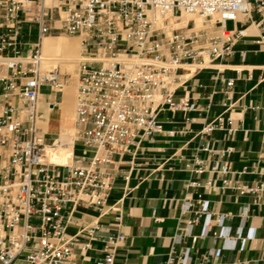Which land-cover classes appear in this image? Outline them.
<instances>
[{
    "label": "built area",
    "instance_id": "2783aa9c",
    "mask_svg": "<svg viewBox=\"0 0 264 264\" xmlns=\"http://www.w3.org/2000/svg\"><path fill=\"white\" fill-rule=\"evenodd\" d=\"M46 1L0 0V264H73V248L90 249L98 218L115 209L106 201L122 159L163 131L158 114L165 105L193 108L188 98L172 101L182 79L178 71L203 69L233 53L248 29L264 44V0ZM187 15L201 25L193 18L183 24ZM237 21L243 28L226 27ZM24 23L35 25L34 43L21 39ZM53 33L79 37L81 45L72 154L65 164L50 160L56 138L39 127L40 88L60 91L67 85L59 67L42 68L41 40ZM217 124L222 126L220 117ZM227 172L224 164L220 173ZM222 185L264 196V178L256 187L233 186L226 177ZM80 207L94 209L97 219L68 235ZM206 208L201 203V211ZM195 222L187 221L185 235ZM124 238L110 236L94 264H113ZM165 264H175L173 252Z\"/></svg>",
    "mask_w": 264,
    "mask_h": 264
},
{
    "label": "crops",
    "instance_id": "0c3cea01",
    "mask_svg": "<svg viewBox=\"0 0 264 264\" xmlns=\"http://www.w3.org/2000/svg\"><path fill=\"white\" fill-rule=\"evenodd\" d=\"M231 23L230 29L243 28L239 21ZM256 40V31L248 29L234 42L233 53L203 69L178 71L182 79L172 101L188 98L193 108L165 105L158 114L163 131L143 139L133 155L122 159L106 201L115 209L98 218L90 249L73 248V264H94L104 255L105 241L116 234L125 238L113 264H165L172 252L175 264H264V196L222 185L226 177L233 186L256 187L264 178V44ZM39 92L40 130L58 137L60 120L49 131L42 128L51 108H61L63 92L46 86ZM208 125L216 126L205 132ZM216 164L217 171H211ZM224 164L226 174L220 173ZM201 203H207L205 211ZM73 216L68 235L98 214L80 207Z\"/></svg>",
    "mask_w": 264,
    "mask_h": 264
},
{
    "label": "bare ground",
    "instance_id": "6f19581e",
    "mask_svg": "<svg viewBox=\"0 0 264 264\" xmlns=\"http://www.w3.org/2000/svg\"><path fill=\"white\" fill-rule=\"evenodd\" d=\"M52 3L53 2L51 0L46 1V4L48 5ZM189 18H193L197 26L201 25V20L196 16H192V15L182 16V23L184 24ZM69 49H75L76 53L71 54L66 52ZM80 49H81L80 41L75 40V38L70 39L64 36L62 37L44 36L40 44V53L43 59L42 68L49 69L50 66H52V68L57 66L60 67L61 70H66L67 72H69L67 70L68 67V69L73 73V68L77 65V62L81 57ZM45 65L48 66L49 68L46 67ZM184 67L192 68L191 66H184ZM71 72L69 73L71 74ZM76 78L77 76L74 77V82L72 83V85H74L73 86L74 90H75ZM59 92H63L62 102L60 101L61 108L59 110H56L54 107L55 105L51 108V114H50L51 118L49 119L48 122L43 123L42 129L49 131V129H51V127L53 126L52 122L60 120V123L57 125V132L59 133V136L56 137L57 146L49 154V158L54 163L65 164L69 162V158L71 157L72 154L75 98L73 99L71 86L65 85Z\"/></svg>",
    "mask_w": 264,
    "mask_h": 264
},
{
    "label": "rangeland",
    "instance_id": "374dc122",
    "mask_svg": "<svg viewBox=\"0 0 264 264\" xmlns=\"http://www.w3.org/2000/svg\"><path fill=\"white\" fill-rule=\"evenodd\" d=\"M226 27L228 29H230L232 27V23L231 22H228L226 24ZM22 34H23V37L21 39L23 41L28 42V43L31 42V41H33L35 39V36H36V28H35V25L34 24H30V23H24L22 25ZM57 36H61V37L64 36V37H67V38H70V39L75 38V40L80 41V39L78 37H74V36H70V35H65V34H58V33H53V34L47 35L46 37H57ZM28 47L29 46L24 47L22 53H25V51H26V49ZM80 51H81V49H80ZM66 52L71 53V54H75L76 53L75 49H69ZM46 67H48V66H46ZM50 68H52V66H50ZM67 70L69 72H71L68 69V67H67ZM60 71H61V73H64L65 74L64 77L67 80V86H71L72 93H73V99H74L75 98V90L73 89V86L74 85H72V83L74 82V77L77 76L76 75V66L73 68V73L71 72V74L69 72H67L66 70H61L60 69ZM73 107H74V105H73ZM56 110H59V108H56ZM54 138H56V137H54ZM80 148H81V145L79 143H77L76 144V150H75L76 153L75 154L78 153V151L80 150Z\"/></svg>",
    "mask_w": 264,
    "mask_h": 264
}]
</instances>
